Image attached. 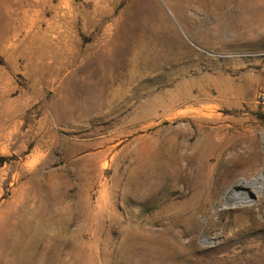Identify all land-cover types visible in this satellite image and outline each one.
Here are the masks:
<instances>
[{
  "label": "rangeland",
  "instance_id": "1",
  "mask_svg": "<svg viewBox=\"0 0 264 264\" xmlns=\"http://www.w3.org/2000/svg\"><path fill=\"white\" fill-rule=\"evenodd\" d=\"M262 175L264 0H0V264H264Z\"/></svg>",
  "mask_w": 264,
  "mask_h": 264
},
{
  "label": "bare ground",
  "instance_id": "2",
  "mask_svg": "<svg viewBox=\"0 0 264 264\" xmlns=\"http://www.w3.org/2000/svg\"><path fill=\"white\" fill-rule=\"evenodd\" d=\"M186 151V150H185ZM184 151V152H185ZM172 156H175V155H172ZM184 156V155H183ZM182 156V157H183ZM188 156V155H187ZM173 158V157H172ZM198 157H196V159H197ZM164 159H168L169 160V158H164ZM188 159V158H187ZM186 159V160H187ZM193 159V158H192ZM195 159V160H196ZM171 160V159H170ZM182 160H184V159H182ZM194 160V161H195ZM192 161V160H191ZM185 162V161H184ZM187 162H189V161H187ZM186 162V163H187ZM189 163H192V162H189ZM204 164V163H203ZM160 166H163V170H161L160 171V169H159V171L158 170H156L157 172H158V174H159V176H160V180H161V182L163 183V185L165 184V185H167L168 187L167 188H169L171 185H172V187H171V189L170 190H172V188H174L176 185H177V183L179 182L180 184H183V183H181V182H183L182 181V179H179V176H180V171H182L181 169L182 168H184V166L185 165H182V162H181V160L180 159H178V158H175L174 157V159L173 160H171V161H168V162H161L160 164H159ZM189 165L190 164H188V167H189ZM222 165V164H221ZM152 166V165H151ZM150 166V167H151ZM158 168V167H157ZM213 168V167H212ZM153 169H155L154 168V166H153ZM185 169V168H184ZM150 170V169H149ZM148 170V171H149ZM155 171V172H156ZM187 171V170H186ZM153 173H155L154 171H152ZM150 174V173H149ZM183 175V174H182ZM186 176V175H185ZM149 179H150V177H149ZM184 179H186L185 177H184ZM189 179V178H188ZM180 180H181V182H180ZM261 180V179H260ZM185 181V180H184ZM258 181H259V178L257 177V178H254V179H252L251 181H250V184L251 185H253V186H256L257 187V185H258ZM248 182V181H247ZM187 183V182H186ZM161 184V183H160ZM179 184V185H180ZM188 184V183H187ZM163 185L161 186V188L163 187ZM189 185V184H188ZM184 186H185V184H184ZM187 186V185H186ZM182 187V186H181ZM191 187V186H190ZM258 187H259V185H258ZM257 187V188H258ZM217 188V187H216ZM253 188V187H252ZM152 189V188H151ZM178 189V188H177ZM184 189V188H183ZM160 190V189H159ZM170 190L168 191V192H166V193H169L170 192ZM254 190V189H253ZM262 191L261 192H263L264 191V187L261 189ZM182 191V190H181ZM232 191V190H231ZM175 192H176V190H175ZM165 193V194H166ZM180 193V192H179ZM157 194V193H156ZM171 195V194H170ZM173 195H174V193H173ZM180 195H182V194H180ZM253 195V192L251 191V190H247V193H245V196H243V197H237L238 196V194L237 193H234V192H232L230 195H229V197H228V201L229 202H232V203H234L235 205H238V206H241V205H245V204H247V203H249L250 202V196H252ZM154 196V195H153ZM168 197H169V195H168ZM171 197V196H170ZM169 197V198H170ZM226 197V196H225ZM176 198H178V197H176ZM148 199H150V198H148ZM166 199V198H165ZM168 199V198H167ZM193 201V200H192ZM192 201H189V202H184V204L183 205H181L180 207H179V210H187V209H190V210H192L193 208L190 206V205H192ZM208 201H210V199L208 200ZM147 202V201H146ZM157 202V201H156ZM173 202H175L174 200H173ZM151 203V202H150ZM153 203V202H152ZM167 203V202H166ZM203 203H204V201H203ZM160 204V203H159ZM169 204V203H168ZM160 206V205H159ZM167 206V205H166ZM165 206V207H166ZM171 206V205H170ZM175 208V206L172 204V206H171V208ZM171 208L169 209V210H171ZM192 208V209H191ZM157 209V208H156ZM159 209V208H158ZM163 209V208H162ZM160 211V210H159ZM158 211V212H159ZM157 212V213H158ZM161 212H163V210L161 211ZM193 213V212H192ZM191 213V214H192ZM156 215V214H155ZM153 216H154V214H153ZM156 216H158V214L156 215ZM160 216H162V215H160ZM175 217V216H174ZM178 220H179V218H177ZM173 220V219H172ZM156 221H158V219L156 220ZM161 221H162V219H161ZM151 222V221H150ZM149 223V222H148ZM180 223V222H179ZM150 224V223H149ZM152 224V223H151ZM165 224V223H164ZM167 224H168V221H167ZM173 224V223H172ZM236 224V223H235ZM148 225V224H147ZM171 225V224H170ZM174 225V224H173ZM181 225V224H180ZM164 226V225H163ZM152 227V226H151ZM150 227V228H151ZM149 228V229H150ZM177 227H175V229H176ZM163 229V228H162ZM171 229H173V228H171ZM181 231V230H180ZM166 232V231H165ZM168 232V231H167ZM174 232V231H173ZM152 233V232H151ZM154 233V232H153ZM152 233V234H153ZM171 233V232H170ZM176 233H177V230H176ZM179 233V232H178ZM181 233H183V232H181ZM152 234H149L151 237H152ZM162 234H163V232H162ZM161 234V235H162ZM166 234V233H165ZM185 234V233H184ZM188 234V233H187ZM158 236H159V233L157 234ZM164 235V234H163ZM180 235V234H179ZM182 235V234H181ZM155 236V235H154ZM154 236H153V238H151V239H153L154 240ZM157 236V237H158ZM175 236H177V234H175L174 235V237ZM156 237V236H155ZM165 237H167V235L165 236ZM169 237H171V236H168V238ZM148 238V237H147ZM161 238H163V237H161ZM181 238H182V236H181ZM158 239H160V238H158ZM167 239V238H166ZM165 239V240H166ZM171 239H173V238H171ZM176 239H177V237H176ZM150 239H148V240H146V241H148V242H150L149 241ZM152 240V241H153ZM165 240H164V242H165ZM170 240V239H169ZM180 240V239H179ZM151 241V242H152ZM161 241H163V239L161 240ZM172 241H174V240H172ZM177 241V240H176ZM157 242H159V241H157ZM147 243V242H146ZM154 243V242H153ZM159 243H161V242H159ZM166 244V243H165ZM167 244H169V243H167ZM170 244H172V243H170ZM169 244V245H170ZM176 244V243H175ZM174 244V245H175ZM180 244V243H179ZM177 245V244H176ZM182 245V244H181ZM150 246V245H149ZM157 246H160L161 247V244L160 245H158L157 244ZM170 246H172V245H170ZM179 245H177V247H178ZM148 247V244H147V246H145V248H147ZM159 247V248H160ZM164 247H166V246H164ZM144 248V249H145ZM151 248H154V246H152L151 245ZM155 248H156V246H155ZM154 248V249H155ZM167 248V247H166ZM178 248H180V246L178 247ZM161 249V248H160ZM159 249V250H160ZM165 249V248H164ZM171 250L173 249V247L172 248H170ZM169 248L167 249V251L168 250H170ZM147 250V249H146ZM152 250V249H151ZM157 250V249H156ZM156 250H154V251H156ZM183 250V249H182ZM181 250V251H182ZM149 250H147V252H148ZM153 251V250H152ZM166 251V252H167ZM180 251V250H179ZM165 252V253H166ZM152 253V252H151ZM154 253V252H153ZM155 253H157V252H155ZM159 253V252H158ZM172 253H174V252H172ZM179 253V252H178ZM181 254V253H180ZM179 254V255H180ZM153 255V254H152ZM162 255V254H161ZM151 256V255H150ZM149 256V257H150ZM154 256V255H153ZM155 256H156V254H155ZM154 256V257H155ZM167 256H170L169 254L167 255ZM166 256V257H167ZM174 256V255H173ZM173 256H170L171 258L173 257ZM159 257H160V255H159ZM181 257H183V256H180V258ZM162 258V257H161ZM170 258V259H171ZM175 258H176V256H175ZM179 258V260H181ZM150 259V258H149ZM156 259L158 260V257H156ZM168 259V258H167ZM185 259V258H184ZM184 259H182V260H184ZM173 260V259H172ZM178 259H177V261H179ZM181 260V261H182ZM186 260V259H185ZM164 261V260H163ZM175 261V260H174ZM173 261V262H174ZM184 262V261H183ZM162 263V262H161ZM170 263H172V262H170ZM175 263V262H174ZM180 263H182V262H180ZM180 263H177V264H180ZM185 263V262H184ZM183 263V264H184ZM176 264V263H175Z\"/></svg>",
  "mask_w": 264,
  "mask_h": 264
},
{
  "label": "water",
  "instance_id": "3",
  "mask_svg": "<svg viewBox=\"0 0 264 264\" xmlns=\"http://www.w3.org/2000/svg\"><path fill=\"white\" fill-rule=\"evenodd\" d=\"M262 179H264L263 175L261 176Z\"/></svg>",
  "mask_w": 264,
  "mask_h": 264
}]
</instances>
